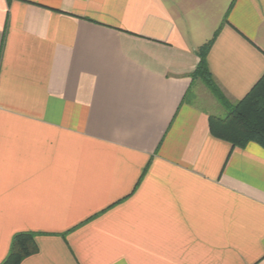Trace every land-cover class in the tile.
Segmentation results:
<instances>
[{
    "label": "crops",
    "instance_id": "obj_1",
    "mask_svg": "<svg viewBox=\"0 0 264 264\" xmlns=\"http://www.w3.org/2000/svg\"><path fill=\"white\" fill-rule=\"evenodd\" d=\"M263 75L264 0H0V264H264Z\"/></svg>",
    "mask_w": 264,
    "mask_h": 264
},
{
    "label": "trees",
    "instance_id": "obj_2",
    "mask_svg": "<svg viewBox=\"0 0 264 264\" xmlns=\"http://www.w3.org/2000/svg\"><path fill=\"white\" fill-rule=\"evenodd\" d=\"M205 53L206 48L202 51L196 75L224 104L208 73ZM209 132L212 137L230 143L233 147L243 148L248 143H256L264 149V75L243 100L230 108L226 117L209 118ZM35 252L36 246L31 234H16L1 264H20Z\"/></svg>",
    "mask_w": 264,
    "mask_h": 264
}]
</instances>
